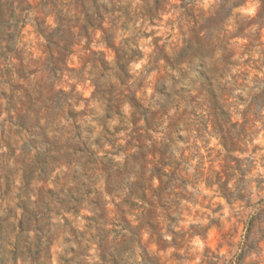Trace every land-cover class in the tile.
Returning a JSON list of instances; mask_svg holds the SVG:
<instances>
[{
  "label": "clouds",
  "instance_id": "obj_1",
  "mask_svg": "<svg viewBox=\"0 0 264 264\" xmlns=\"http://www.w3.org/2000/svg\"><path fill=\"white\" fill-rule=\"evenodd\" d=\"M0 264H264V0H0Z\"/></svg>",
  "mask_w": 264,
  "mask_h": 264
}]
</instances>
